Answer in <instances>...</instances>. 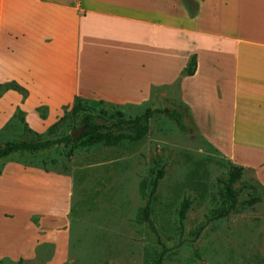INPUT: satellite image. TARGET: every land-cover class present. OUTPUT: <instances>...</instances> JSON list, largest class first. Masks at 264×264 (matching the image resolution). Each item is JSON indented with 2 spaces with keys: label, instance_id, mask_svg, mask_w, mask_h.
Listing matches in <instances>:
<instances>
[{
  "label": "rangeland",
  "instance_id": "obj_1",
  "mask_svg": "<svg viewBox=\"0 0 264 264\" xmlns=\"http://www.w3.org/2000/svg\"><path fill=\"white\" fill-rule=\"evenodd\" d=\"M101 38L111 42L110 49L116 55L97 64L99 76L91 81L102 83L111 96L112 88L124 81L120 74L129 76L125 80L132 82L131 89L116 95L135 104L82 98L84 110L77 114L73 113L77 98L72 105L56 110L46 105L35 107L44 96H27L12 79L23 73H13L11 63H2L0 98L7 92L6 105L18 103L20 97L28 100L27 114L18 109L13 120L0 126V146L9 141L48 140L72 134L83 129L80 121L86 112L106 122L113 116L135 118L147 109L177 108L185 113V122L194 128V135L183 132L164 112H157L150 119L149 133L139 142L114 147L59 145L40 153L19 152L0 159V172L8 163L46 166L51 173L66 175L73 182L68 212L64 184L38 185L36 195H31L33 179L16 171L15 164L9 165L0 181V212H12L15 217L13 223L0 229L5 234L3 240H13L12 232L26 239L21 246L25 254L21 264H264V187L255 181L250 169H245L235 184L238 209L227 217H216L227 202L219 178H228L236 164L222 158L196 134L197 129L206 128L195 127L191 111L183 102L197 99L194 102L203 110L202 96L190 95L192 82L185 75L191 56L197 53L196 39L181 30L178 45L165 44L161 57L153 37L138 28L128 36L111 27L106 38ZM56 65L50 62L51 70ZM155 83L161 86L153 87L150 93L149 84ZM196 86L193 84L195 90ZM23 119L31 132L24 130ZM122 131L133 133L127 126ZM159 170L164 176L158 180L152 200L150 225L138 221L148 200V195L141 194L140 184L146 180L150 193ZM186 200L190 207L181 218ZM251 201L253 205H249ZM35 213L46 214L48 232H37L41 216L30 217ZM18 261L6 259L4 263Z\"/></svg>",
  "mask_w": 264,
  "mask_h": 264
},
{
  "label": "crops",
  "instance_id": "obj_2",
  "mask_svg": "<svg viewBox=\"0 0 264 264\" xmlns=\"http://www.w3.org/2000/svg\"><path fill=\"white\" fill-rule=\"evenodd\" d=\"M111 27L128 36L136 28L152 36L161 57L165 44L178 45L181 30L196 39L197 68L187 77L192 82L190 95L202 96L203 110L194 102L197 99L183 101L195 127L206 128L197 129L196 134L222 158L250 169L264 187V0H0V71L4 63H11L13 73H23L12 79L27 96H44L35 107L56 110L72 105L76 98L135 104L116 95L131 89L132 82L125 80L129 76L120 74L124 81L118 89L113 85L111 96L102 83L91 81L99 76L97 64L116 55L111 42L101 38ZM50 62L57 67L51 70ZM156 86L161 84H149V92ZM7 95L0 98V126L13 120L18 109L25 112L28 100L20 97L18 103L6 105ZM66 95L69 100L64 99ZM11 164L33 179L31 195H36L38 185L64 184L71 212L73 182L68 176L8 163L0 181ZM34 215L41 216L37 232H48L46 214L30 217ZM14 217L12 212H0V229L13 223ZM4 235L0 233V261L25 257L21 246L26 239L12 232L13 240L6 242Z\"/></svg>",
  "mask_w": 264,
  "mask_h": 264
},
{
  "label": "trees",
  "instance_id": "obj_3",
  "mask_svg": "<svg viewBox=\"0 0 264 264\" xmlns=\"http://www.w3.org/2000/svg\"><path fill=\"white\" fill-rule=\"evenodd\" d=\"M197 68V58L193 55L190 59L188 67L186 69L185 75L192 76L195 74ZM84 110V104L81 98H77L73 107V113L77 114ZM157 112H164L167 116L173 119L177 126L185 133L194 135V128L185 122V113L177 108H167L165 110H152L147 109L143 114L130 119H116L114 116L110 117L106 122L98 121L95 114L86 112L83 114L80 124L85 126L86 129L80 137L74 139L72 134H68L64 137L57 139L48 140H18L9 141L5 145L0 146V159L9 157L15 153L19 152H30V153H40L50 150L56 146L71 145L72 148H78L83 146H94V145H104L107 147H114L121 145L125 142H139L149 133L150 130V119ZM122 115V113H119ZM25 122V120L23 119ZM124 126L133 130V133H126L122 131ZM24 130L31 132L27 123L25 122ZM119 130V131H118ZM46 172L50 170L43 166ZM245 167L234 165L229 174L228 178H219V183L224 186L225 193L227 196L226 206L219 209L216 212L217 218L227 217L238 209L239 206V195L235 188V184L241 179ZM1 174V172H0ZM61 174V173H59ZM164 176V171L159 170L156 179L151 185L150 193H147L149 184L146 180H143L140 184V192L145 197L148 195V200L145 206L140 210L138 215V221L148 222L152 225L151 215H152V200L154 194L158 187V180ZM261 185V184H259ZM262 186V185H261ZM255 201V200H254ZM249 205H253V201L248 202ZM190 207V202L186 200L181 209V218L185 217L186 212ZM22 260L18 261L21 264ZM0 264H6L4 261H0Z\"/></svg>",
  "mask_w": 264,
  "mask_h": 264
},
{
  "label": "water",
  "instance_id": "obj_4",
  "mask_svg": "<svg viewBox=\"0 0 264 264\" xmlns=\"http://www.w3.org/2000/svg\"><path fill=\"white\" fill-rule=\"evenodd\" d=\"M85 129H86V127L84 126L83 129H81V130H77L76 132L72 133V137H73L74 139L80 137L81 134L84 133Z\"/></svg>",
  "mask_w": 264,
  "mask_h": 264
}]
</instances>
